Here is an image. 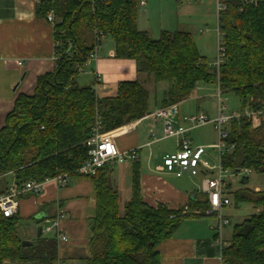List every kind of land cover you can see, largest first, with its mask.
Listing matches in <instances>:
<instances>
[{
  "label": "trees",
  "instance_id": "16d2710c",
  "mask_svg": "<svg viewBox=\"0 0 264 264\" xmlns=\"http://www.w3.org/2000/svg\"><path fill=\"white\" fill-rule=\"evenodd\" d=\"M220 1L225 6L217 16L223 60L216 71L199 54L190 33L162 31L153 40L139 30L138 0H39L36 16L44 18L52 10L56 18V67L37 79L31 96H18L6 116L0 130V195L11 181L41 182L59 174L79 177L76 170L87 158L84 141L97 118L102 131L111 132L149 114L151 92L138 80L118 83L114 96L101 99L93 86L76 84L101 36L110 37L114 56L134 61L137 73L153 86L167 85L161 108L188 99L198 84H218L224 95L238 98L241 110L264 105V0L250 5ZM225 131L224 143L232 151L221 152V167L235 173L264 172V123L253 128L242 117L229 121ZM111 172L103 167L90 178L95 215L89 221L92 237L84 264H160L158 245L170 239L184 219L203 216L192 212L205 211L206 196L199 193L191 199L185 214L182 208L170 210L163 204L151 207L142 200L135 162L130 196L120 209ZM232 199L258 211L234 226L228 246L222 249V264H264V191L244 188ZM20 225L16 215L5 218L0 213V264H56L55 238L39 231L31 245L23 246Z\"/></svg>",
  "mask_w": 264,
  "mask_h": 264
},
{
  "label": "crops",
  "instance_id": "0c3cea01",
  "mask_svg": "<svg viewBox=\"0 0 264 264\" xmlns=\"http://www.w3.org/2000/svg\"><path fill=\"white\" fill-rule=\"evenodd\" d=\"M37 4L38 0H0V130L7 114L12 111L16 98L20 95L31 96L37 79L56 67L54 27L44 18L36 16ZM140 8L144 14L141 12V17L137 16L139 30L146 31L153 40L162 31L190 33L199 54L211 67L213 61H208L205 57L207 51L203 42L207 32L218 34L216 0H145V5ZM156 14L158 17H154ZM156 26L160 28L159 31ZM102 40L103 37L96 59L88 61L80 72L84 75V78H80L82 83L77 81L78 75L76 84L82 87L93 86L96 96L101 99L114 96L118 83L138 80L148 90L151 89V95H155L160 84L155 87L145 75L138 74L134 61L116 58L113 42L104 49ZM95 77L99 81H95ZM162 84L164 92L167 85ZM203 85L198 84L191 97L174 105L177 125L190 128V124L186 127L183 122H187L188 116L200 112V102L210 86ZM212 87L216 88L215 85ZM161 97L155 99L154 96V100H150L148 115L109 134L119 151L137 150L143 202L151 207L163 204L170 210H178L192 198H197L201 179L210 173L202 171L199 176L184 174L177 178L162 167V158L176 152L177 140L170 138L175 142L172 151L158 146L165 140H161L162 121L155 120L151 114L161 108ZM191 102L194 104H189ZM190 106L194 108H189ZM204 158L207 160L206 150ZM131 173L132 163L129 162L112 167L110 182L118 192L120 209L130 196ZM94 199L95 190L90 178L74 177L63 188L48 180L40 193L20 196L16 214L21 224L20 236L31 243L45 225L62 214L63 217L57 220L56 226L44 235L55 237L58 232L67 237L64 242H56L59 264H84L89 256L92 237L89 221L95 215ZM230 207L231 205L225 208L230 210L226 214L232 213ZM253 210L258 211L257 208ZM214 223V219L205 216L184 219L173 236L156 248L160 264H222V250L216 244L212 230ZM225 228L223 237L228 246L231 235L228 239L225 237Z\"/></svg>",
  "mask_w": 264,
  "mask_h": 264
},
{
  "label": "built area",
  "instance_id": "2783aa9c",
  "mask_svg": "<svg viewBox=\"0 0 264 264\" xmlns=\"http://www.w3.org/2000/svg\"><path fill=\"white\" fill-rule=\"evenodd\" d=\"M52 2V0H47ZM105 1V0H97ZM243 5L256 4L257 0H240ZM39 2V0H38ZM145 5V0H138V6L142 7ZM225 6L220 0H216V14L224 10ZM46 22L55 25L56 18L52 10L46 12L44 17ZM102 37V36H101ZM101 37L97 38L94 49L89 53L88 60L96 59L97 51L101 47ZM219 43L217 44V58L211 67L218 71L219 66L223 60V47L221 44V35L217 34ZM55 46L58 45L54 41ZM88 63V62H87ZM21 65V62H18ZM96 81H99L98 77H95ZM215 92L211 96L216 100V114L215 117L210 119L205 114H194L186 118L190 124V128H184L175 123V111L174 106L167 108H160L155 110L151 116L155 120L162 121V136L161 140L175 138L177 140V150L173 154L165 155L162 158V167L166 172L172 173L175 177L180 178L184 174H189L192 177L199 176L202 171L210 173L209 176H204L201 179L200 194L206 196L207 208L202 213L197 210L193 211L192 214L199 215L214 219L215 223L212 226L214 231L215 242L222 250L225 245L223 230L229 225L227 217L222 215V211L231 205V199L227 193V186L229 182L226 180L228 176V170H225L220 165V154L225 146L224 139L227 133L223 127H225L229 121L238 120L242 117L247 118L253 128H257L261 123H264V105L260 108H250L249 106L244 107L240 113L226 114L224 101L222 98V92L218 86L215 85ZM206 124H212L218 133L219 141L218 144L213 146V149L217 150L219 156V163L211 166L210 163L204 158L206 148L201 146H194L193 143L187 138V132L195 127L203 126ZM84 146L87 148V158L76 170L79 177L91 178L95 176L99 169L103 167H114L117 165L124 164L126 162L135 163L138 162V153L136 149L121 152L117 149L112 141L109 132H103L99 118L95 120L92 126L89 136L84 141ZM251 172V169L239 170L237 174L244 177ZM51 180L55 182L57 187H66L70 181L68 174H59L52 178L45 179L44 181L38 182L34 180L22 182L17 184L12 181L7 190L0 195V213L3 217L9 218L17 214L19 206V198L25 194L36 195L40 193L42 186L45 182ZM189 213L187 205L182 207V214ZM62 214L56 216V220L45 225L41 230L42 234L49 233L52 228L57 224V220L62 218ZM173 216H170L172 218ZM56 242H64L67 237L57 232L55 235ZM56 264H59L58 261Z\"/></svg>",
  "mask_w": 264,
  "mask_h": 264
},
{
  "label": "rangeland",
  "instance_id": "374dc122",
  "mask_svg": "<svg viewBox=\"0 0 264 264\" xmlns=\"http://www.w3.org/2000/svg\"><path fill=\"white\" fill-rule=\"evenodd\" d=\"M143 9L138 8L137 16L141 17V14ZM142 12V13H141ZM144 14V13H143ZM154 17H158L156 14ZM146 18V16H145ZM156 30L159 31L160 28L156 26ZM195 39V38H194ZM112 39L108 36H104L102 40L103 48L105 49V46L107 44H112ZM219 43L217 38V33L209 31L205 34V42H203V46L205 48V51H207L205 57L208 61L215 62L217 58V44ZM212 55V56H211ZM82 72V71H81ZM84 78V75L79 73L78 82L79 84L82 83L80 78ZM80 79V81H79ZM204 86V85H203ZM208 87V86H207ZM207 91H205V98L201 100L200 102V112L201 114L207 115L210 119L215 117L216 114V100L211 95L214 94L215 88L214 87H208ZM164 85L160 84L157 89L155 95H151L150 100L159 99L163 94ZM151 90V89H150ZM203 91V90H202ZM222 98L225 99L224 106H225V113L226 114H233V113H240L241 112V106L238 98L234 96L233 94H222ZM189 104H194V102H191ZM189 108H194V106H190ZM199 112V113H200ZM198 114V113H197ZM184 126H189V123L183 122ZM225 129V127H223ZM187 138L192 141L194 146H201L206 148V156L207 160L211 164V166L217 165L219 163V156L217 150L213 149V146L218 144L219 136L215 128L212 124H206L203 126L195 127L190 130L189 133L186 134ZM174 139H165L161 143H159L158 146H162L163 149L172 151L174 149ZM206 143H211L212 145L208 146ZM227 149L228 152L232 151V147H228L225 145L222 149V152H225ZM242 175H239L235 173L234 171L228 172V176L226 180L229 182V186L227 189L228 195L231 197V209L233 210L231 214L228 213V209H224L222 211V215L228 218L229 225L225 228V237L228 239L229 235L232 234V230L235 225L240 224L242 221L248 219L251 214H254L255 207H252L250 204H235V202L232 199V194L237 192L240 189H249L255 191V189L259 191H264V172L251 170V172L246 175L247 181L245 184H241V177ZM198 181V178H195V181ZM200 192V189H199ZM198 212L202 213L201 211L197 210Z\"/></svg>",
  "mask_w": 264,
  "mask_h": 264
},
{
  "label": "water",
  "instance_id": "95a60500",
  "mask_svg": "<svg viewBox=\"0 0 264 264\" xmlns=\"http://www.w3.org/2000/svg\"><path fill=\"white\" fill-rule=\"evenodd\" d=\"M239 172V170H236V173H238ZM244 179H246L247 180V178L245 177ZM193 199V198H192ZM22 245L23 246H29V245H31V243L30 242H27V241H23L22 242Z\"/></svg>",
  "mask_w": 264,
  "mask_h": 264
}]
</instances>
